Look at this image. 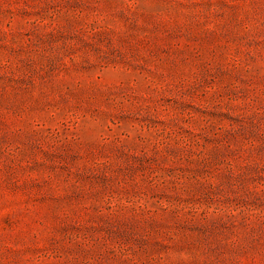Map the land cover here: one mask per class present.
<instances>
[{
	"label": "rangeland",
	"instance_id": "obj_1",
	"mask_svg": "<svg viewBox=\"0 0 264 264\" xmlns=\"http://www.w3.org/2000/svg\"><path fill=\"white\" fill-rule=\"evenodd\" d=\"M0 264H264V0H0Z\"/></svg>",
	"mask_w": 264,
	"mask_h": 264
}]
</instances>
